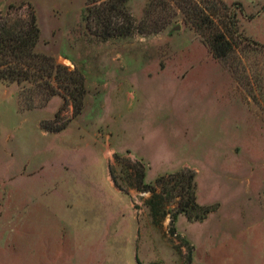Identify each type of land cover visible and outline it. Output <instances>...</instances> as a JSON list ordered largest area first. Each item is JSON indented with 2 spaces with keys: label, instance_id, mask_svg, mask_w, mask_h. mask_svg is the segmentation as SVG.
<instances>
[{
  "label": "rangeland",
  "instance_id": "obj_1",
  "mask_svg": "<svg viewBox=\"0 0 264 264\" xmlns=\"http://www.w3.org/2000/svg\"><path fill=\"white\" fill-rule=\"evenodd\" d=\"M23 2L35 10L36 51L60 53L57 63L82 72L86 96L69 127L47 133L40 127L57 110L54 125L72 118L62 89L45 106L21 111V87L0 85V264L60 261L64 216L66 243L81 264H99L97 246L105 244L82 224L106 217L120 221V230L118 250L104 264H264V0H0V14ZM126 24L129 32L120 35ZM217 29L231 45L223 59L209 45ZM24 91L45 92L36 85ZM74 137L101 144L77 150ZM107 142L145 160L146 182L181 169L195 173L196 202L208 214L198 221L179 214L172 230L177 198L159 186L152 198L132 191L130 207L105 179ZM37 156L45 170L91 169L86 180L96 186L76 195V210L59 192L43 197L36 174L10 179L18 160ZM110 167L134 189L123 175L136 170L132 160ZM15 181L25 185L12 192ZM37 207L49 213L40 225Z\"/></svg>",
  "mask_w": 264,
  "mask_h": 264
},
{
  "label": "trees",
  "instance_id": "obj_2",
  "mask_svg": "<svg viewBox=\"0 0 264 264\" xmlns=\"http://www.w3.org/2000/svg\"><path fill=\"white\" fill-rule=\"evenodd\" d=\"M11 11H15V14L10 15ZM206 18L208 19V16ZM129 24L118 27L120 35H126L129 32ZM39 32L35 10L29 6L24 8V2L18 6L9 4L6 15L0 14V85L16 83L21 87L22 91L18 96V109L21 111L45 106L50 97L57 93L56 88H61L63 98L70 99L73 118L79 115L83 108V98L86 93L84 75L79 70L80 73L76 69L70 70L67 66L57 63L51 54L37 52L35 47ZM212 34L214 35L209 44L210 49L216 58L223 59L230 51L231 45L220 29L213 31ZM54 83L57 84V87L53 86ZM35 85L38 88L41 87L45 92L30 91L25 93V88ZM58 113L57 110L51 119V121L53 120L51 125L48 122L42 123L41 128L49 132L64 129L70 119L66 124L56 126L54 123ZM125 160L132 159L125 153L115 152L113 154V162L121 163ZM132 162L136 170H129V173L125 169L123 171V175L126 174L124 177L129 176L136 183V186H130L139 192H148L151 198L155 194H159L156 193L159 186L160 192L168 195L169 200L177 198V210L170 219L173 224L172 230L175 229L174 223L179 214L184 215L189 221H198L205 218L210 211L209 208H204L196 202L195 173L187 175L188 169H181L168 175H162L154 183H151L144 179V163L140 160H132ZM110 173L114 184L127 193L128 189L120 184V180L117 179L111 167ZM123 178L121 176L122 180Z\"/></svg>",
  "mask_w": 264,
  "mask_h": 264
},
{
  "label": "crops",
  "instance_id": "obj_3",
  "mask_svg": "<svg viewBox=\"0 0 264 264\" xmlns=\"http://www.w3.org/2000/svg\"><path fill=\"white\" fill-rule=\"evenodd\" d=\"M51 53V52H49ZM55 57L56 60H58L60 57H61V54L60 53H52ZM86 96V95H85ZM85 96H84V99H85ZM83 99V108H82V111L84 109V101ZM69 108H70V111L72 110V105H71V102L69 103ZM81 111V112H82ZM54 117V116H53ZM79 117V115L75 116L74 118H71L68 122V124L66 125V127H69L75 120V118ZM40 127V126H39ZM66 127L64 129H66ZM41 128V127H40ZM42 129V128H41ZM64 129L60 130V131H57V132H49V131H45L44 129H42V131L44 132H47V133H59L61 131H63ZM74 139V144L76 143V148L78 150V148H83L85 149L87 152H91V150H88L87 147L89 146H93L95 147L99 142L95 141V144L93 143L94 140L90 139V138H83V139H80V138H77V137H74L72 138ZM71 141V140H70ZM62 142V141H61ZM69 142V141H68ZM71 144V143H69ZM101 144V143H99ZM109 143L107 142L106 145H108ZM108 150L109 151V155L107 156L106 155V158L108 159V162H107V172H106V181H107V184L111 185L110 189L112 188V190L115 192V193H120V194H123L125 196L128 197V201H129V205L130 207L133 208L134 204H133V199H132V191H135L138 193V191L136 189H129L126 192H124L122 189L118 188L115 184H114V181L111 177V173H110V165L113 163V154L115 152H120L115 146H109L108 145ZM128 154L129 152L126 151ZM126 156H129L127 155ZM135 154V153H134ZM130 157V156H129ZM39 156H37L36 159L34 160H30V159H27L26 157L23 158L22 160H18V165L16 166L17 168L15 170H11L9 173L10 175V179L13 180L15 177H31L33 175H37L38 177V181H37V187H38V190L40 191V189H42L41 194L42 196L44 197L45 195V192L49 193V194H53L54 192H59V194L62 196L63 198V204L64 206L67 208V209H74L76 210V195L79 194V193H84L85 190V185L87 186L88 184H90L91 188L94 189L95 188V183L92 182L90 183L89 181L86 180V174H92L91 173V169H76L74 171L72 170H69L67 169V167H65L64 170H56V169H47L45 170L44 166H45V163L42 161V158H40ZM132 160H140L144 163L145 165V178H146V171H147V164L145 163V160L143 158H140L137 154L136 155H132L130 157ZM82 159H85V160H88V159H91L90 156H87V155H83L82 156ZM55 160H58L57 158ZM54 161V160H53ZM86 167V166H85ZM89 167V166H88ZM61 172L65 173L66 177H63V178H60V174ZM78 179L79 181V184L81 185L80 186H77V182H76V179ZM90 180L92 177H89ZM144 178V179H145ZM48 179H52V183L48 184L49 186H45V183L47 184L48 182ZM14 181V180H13ZM146 181V179H145ZM109 182V183H108ZM17 183H21V184H17ZM25 181H22V182H10V190L12 192H14L15 190H19V186L21 185V187L25 184ZM17 184V185H15ZM77 188V189H76ZM23 192V191H21ZM145 194H148V192H144ZM149 196V195H148ZM40 200H42L41 197H39ZM147 198V197H146ZM82 199H85V194L83 195ZM86 200V199H85ZM42 208L44 209V205H42ZM79 209H82V206L79 207ZM40 211H39V207H37V222H38V225H40V222H41V219H43L45 217V215H49V213L47 212H44L43 210V213L39 214ZM55 217V216H54ZM12 218H14V215L12 216ZM58 220L59 218H57V220L55 221L54 224H58ZM61 221H63L64 223L61 225V226H65L66 225V217L64 216L63 219H60ZM86 222V221H85ZM104 222V223H103ZM116 223H119L120 224V221L116 222V221H108V217L106 218H102V219H99L97 220L96 219V222L95 223H92V221H90L89 223H84L82 224V231L84 229L86 230H89V229H92L93 231V237L97 239V241H105L104 243L105 244H99L97 246V250L102 252L103 254V259H99V264H104V259H106V257H108L112 252H116L118 249L116 247V245H114L117 237V232L120 230V228H118V225ZM61 227L62 228V234H61V237H59L58 239H56V241H61V242H65V245H63V247H61V245H58V247H56L57 249H60V254H59V257L62 256V258L55 261L53 264H81L79 261H77V258L79 257V255H77L76 253H73L70 249V246H69V243H66V242H69L66 238L70 236L69 234V231H66L65 230V227ZM67 226V225H66ZM98 229V230H97ZM64 231V232H63ZM76 234H78V231L76 230L75 231ZM104 233V234H103ZM111 242L112 246H113V249L112 251H109V243ZM107 243V245H106ZM110 244V245H111ZM64 249V250H63ZM64 252H66L64 254ZM110 252V253H109ZM112 255V254H111ZM139 260H137V264ZM89 264H94L93 263H89ZM105 264H109V262H105ZM111 264V263H110Z\"/></svg>",
  "mask_w": 264,
  "mask_h": 264
},
{
  "label": "water",
  "instance_id": "obj_4",
  "mask_svg": "<svg viewBox=\"0 0 264 264\" xmlns=\"http://www.w3.org/2000/svg\"><path fill=\"white\" fill-rule=\"evenodd\" d=\"M177 28V27H176Z\"/></svg>",
  "mask_w": 264,
  "mask_h": 264
}]
</instances>
